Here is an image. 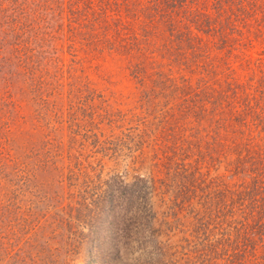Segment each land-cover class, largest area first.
Instances as JSON below:
<instances>
[{"label": "rangeland", "instance_id": "374dc122", "mask_svg": "<svg viewBox=\"0 0 264 264\" xmlns=\"http://www.w3.org/2000/svg\"><path fill=\"white\" fill-rule=\"evenodd\" d=\"M66 1L47 4L58 13L23 0L24 21L40 24L26 33L35 52L25 73L0 6V264H189L197 216L249 178L231 173L206 122H185L175 88L139 83L117 54L72 63ZM190 127L195 155L184 156L178 138ZM250 255L212 260L264 264L259 245Z\"/></svg>", "mask_w": 264, "mask_h": 264}, {"label": "trees", "instance_id": "16d2710c", "mask_svg": "<svg viewBox=\"0 0 264 264\" xmlns=\"http://www.w3.org/2000/svg\"><path fill=\"white\" fill-rule=\"evenodd\" d=\"M10 1L7 7L0 4L4 31L14 37L10 44L17 65L25 73L33 66L35 52L31 36L26 33L40 28V24L24 21L27 8L23 0ZM49 2L35 0V6L56 11L47 6ZM66 3L64 36L72 63L78 64L81 56L117 54L139 83L147 80L175 88L189 105L182 109L185 122H206L212 132H208L209 138L221 136L224 140L231 173L249 178L226 191L224 207L197 216L202 232H197L194 242L187 240L188 251L194 257L189 264L234 262L238 254L244 261L253 257L250 254L256 245L264 256V0ZM56 4L54 0L52 5ZM37 8L33 16L36 21L44 14ZM199 100L213 106L202 110L197 105ZM189 130L186 136H173L175 142H183L184 156L194 154L189 148L194 145L191 141L196 138L195 131L193 127ZM168 148L172 149L170 145ZM133 197L134 190L128 200L133 201ZM205 232L206 238L202 234ZM209 232L215 237H209ZM157 263L162 264L160 260L150 264Z\"/></svg>", "mask_w": 264, "mask_h": 264}]
</instances>
